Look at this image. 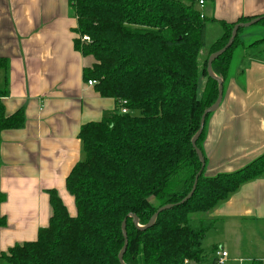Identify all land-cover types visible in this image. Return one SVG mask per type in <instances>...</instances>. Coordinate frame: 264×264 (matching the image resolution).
Wrapping results in <instances>:
<instances>
[{
    "label": "trees",
    "instance_id": "16d2710c",
    "mask_svg": "<svg viewBox=\"0 0 264 264\" xmlns=\"http://www.w3.org/2000/svg\"><path fill=\"white\" fill-rule=\"evenodd\" d=\"M200 1L213 0H69L78 22L75 47L95 59L84 69V78L95 80L97 91L113 98L115 108L81 127L84 158L66 179L76 214L69 213L57 190H50L49 224L36 240L0 251V259L8 264H121L126 219L125 264L209 260L204 241L213 222L208 213L264 173V152L233 172L208 175L205 167L193 195L181 203L202 167L192 139L219 88L207 72L208 55L202 64L199 58L210 21ZM220 23L223 34L210 45L209 55L228 43L236 24ZM257 24L264 28V17ZM243 29L213 62L224 86L236 48L264 43L263 34L245 45L240 38ZM85 35L90 42L82 41ZM2 66L6 61L0 59ZM201 75L205 80L199 91ZM23 125V111L0 115V132ZM205 136L206 124L197 141L203 154ZM5 200L0 193V206ZM168 204L175 206L162 211L147 229H139L129 216L137 215L145 226ZM6 225L0 211V231Z\"/></svg>",
    "mask_w": 264,
    "mask_h": 264
},
{
    "label": "crops",
    "instance_id": "0c3cea01",
    "mask_svg": "<svg viewBox=\"0 0 264 264\" xmlns=\"http://www.w3.org/2000/svg\"><path fill=\"white\" fill-rule=\"evenodd\" d=\"M200 9L210 20L208 30L215 26L222 35V21L263 16L264 0H213ZM77 27L69 0H0V59L6 61L0 67V115L24 112L22 127L0 132V193L6 195L0 211L7 219L1 252L36 240L49 224L50 190L76 214L66 179L84 158L81 127L115 108L113 98L101 96L84 78L95 59L76 49ZM248 50L236 48L235 73L229 71L222 103L206 122L208 175L236 171L264 152V56ZM207 219L213 227L203 264H219V249L228 253L223 264H264V173L241 185Z\"/></svg>",
    "mask_w": 264,
    "mask_h": 264
},
{
    "label": "water",
    "instance_id": "95a60500",
    "mask_svg": "<svg viewBox=\"0 0 264 264\" xmlns=\"http://www.w3.org/2000/svg\"><path fill=\"white\" fill-rule=\"evenodd\" d=\"M264 16H258L256 18H252L250 21L248 22H238L234 25L233 27V30L231 32V36H230V39L228 41V43L220 50L212 53L209 58H208V63H207V72L209 74V76H211L212 78H214L218 84H219V88H218V97H217V100L215 101V103L210 106L208 109H206L202 115V118H201V123H200V128L198 130V132L196 133V135L193 137L192 139V144H193V147L201 161V164H202V167H201V170L198 172L197 176H196V180H195V183H194V186H193V189L192 191L189 193V195L184 198L182 200L181 203H184L186 202L188 199H190V197L193 195L196 187H197V184H198V179L200 177V175L202 174L203 170L205 169L206 167V159L204 157V154L203 152L201 151V149H199V147L197 146V141L198 139L200 138L201 134L203 133V130H204V127H205V124H206V119H207V116L213 112H215L219 107H220V104L222 103V100H223V95H224V81L222 78L218 77L213 69H212V65H213V62L219 57L221 56L223 53H225L234 43L237 35H238V32H239V29L241 28H246V27H250L252 25H255L257 24L259 21H261V19L263 18ZM175 205L173 204H168V205H165V206H162L161 208H159L157 210V212L151 217L150 221L148 222L147 225L145 226H141L139 224V218L137 217V215L135 214H129L130 217L133 218V222L134 224L139 228V229H147V228H150L151 226L154 225V223L156 222V219L157 217L159 216V214L166 210V209H170L172 207H174ZM122 233H123V237H124V246L119 254V261L121 264H125L124 263V254L126 252V249H127V246H128V236H127V231H126V219L123 221L122 223Z\"/></svg>",
    "mask_w": 264,
    "mask_h": 264
},
{
    "label": "rangeland",
    "instance_id": "374dc122",
    "mask_svg": "<svg viewBox=\"0 0 264 264\" xmlns=\"http://www.w3.org/2000/svg\"><path fill=\"white\" fill-rule=\"evenodd\" d=\"M201 5L199 4V8ZM201 10V9H200ZM263 30L262 25L260 24H255L252 25L250 27H246L243 29L242 33L240 34V38L243 39L245 41V45H249L251 44L253 41H256L257 39H260L262 36L260 34V32ZM221 34H217V28L215 26H212L210 30H208L207 32V36H206V47L201 51L200 53V61L201 64L204 62L205 58L211 55H209V47L212 44V42H214ZM88 36V35H87ZM91 41V39H90ZM86 42V41H85ZM252 48V49H251ZM249 47V53H251L252 55H255L257 57L259 56H264V43H259L256 46H252ZM239 52H236L235 57L233 59L232 65H231V70L230 73L234 74L235 73V68L238 65V61H239ZM204 76L201 75L200 77V81H199V91L202 89L203 84H204ZM137 113V111H136ZM8 264V263H7Z\"/></svg>",
    "mask_w": 264,
    "mask_h": 264
},
{
    "label": "built area",
    "instance_id": "2783aa9c",
    "mask_svg": "<svg viewBox=\"0 0 264 264\" xmlns=\"http://www.w3.org/2000/svg\"><path fill=\"white\" fill-rule=\"evenodd\" d=\"M203 4H204L203 1H200V5L202 6ZM82 41L90 42V37L85 35L82 37ZM88 84L89 85H95L96 81L95 80H89ZM123 103L126 104V101H124ZM127 110H128L127 108H123L122 112L125 113V112H127ZM227 256H228V253L224 250L219 249L216 251L217 262L219 264H223L226 261Z\"/></svg>",
    "mask_w": 264,
    "mask_h": 264
}]
</instances>
